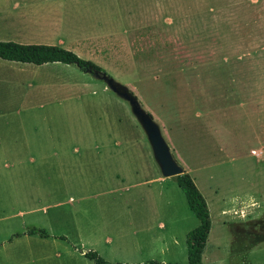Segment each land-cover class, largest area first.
<instances>
[{
    "label": "rangeland",
    "instance_id": "obj_1",
    "mask_svg": "<svg viewBox=\"0 0 264 264\" xmlns=\"http://www.w3.org/2000/svg\"><path fill=\"white\" fill-rule=\"evenodd\" d=\"M59 6L62 24L54 37L136 98L204 199L210 229L203 264H264V0H61ZM68 67L79 75L66 73L79 85L80 99L68 116L76 120L60 137L92 139L91 128L74 132L75 123L107 126L108 138L130 142L131 156L136 151L145 158L143 173L113 191L92 185L91 163L53 167L76 184L64 195L45 197L62 202L61 225L49 230L66 243H52L50 259L42 261L31 258L37 252L0 250V264H93L83 257L90 246L112 263L187 264L185 236L198 222L183 193L173 177L157 186L161 196L128 190L160 176L145 135L127 103L103 82ZM248 196L256 207L240 218L245 228H237L221 212L232 208V198ZM12 200L0 195V221L28 227L38 216L11 219V208H21ZM160 225L164 230L156 229ZM6 230L2 222L0 231Z\"/></svg>",
    "mask_w": 264,
    "mask_h": 264
},
{
    "label": "crops",
    "instance_id": "obj_2",
    "mask_svg": "<svg viewBox=\"0 0 264 264\" xmlns=\"http://www.w3.org/2000/svg\"><path fill=\"white\" fill-rule=\"evenodd\" d=\"M60 3L61 0H0V42L57 46L75 53L76 48L54 37L62 24ZM74 42L78 45L80 41ZM67 72L74 71L60 63L34 66L0 59V195L11 196L12 205L21 206L17 210L11 208V212H15L11 219L38 216L25 228L14 226L15 221H0L7 227L6 231H0V250L3 252H37L36 257L31 258L42 261L50 259V254L46 253L51 252L49 248L52 243L59 246L66 243V237L51 234L49 230L51 225H61V218L65 214V209L61 208L62 202H51L45 197L64 195L69 184L73 188L76 184L63 175L66 171H56L53 167L60 168L66 163L76 166L82 162L91 163L92 170H96L92 185L95 184L97 188L110 187L113 191L121 187L125 180L138 179L143 173L142 160L145 158L136 156V151L131 156L129 149L135 147L130 146V142L108 138L107 126L84 127L75 123L76 126H71L76 129L74 132L91 128L94 133L92 139L65 140L60 137L59 131H68V123L76 120L68 116L72 115V110L78 111L76 102L80 99L79 85L69 79ZM74 75L79 76L75 72ZM99 132H105L106 136ZM253 153L251 151L250 155L253 156ZM160 176L129 184L128 190L161 196L162 189L157 186H161L164 177ZM37 201L39 206L35 204ZM254 207L255 203L249 210ZM151 208L156 209V206L151 205ZM221 214L228 215L227 211ZM230 216L235 227L245 228L247 222L242 225L238 215ZM246 221L249 222V219ZM159 227L156 226V229L161 231L165 228L164 225ZM31 228L43 230L49 237L27 235L26 231ZM108 241L104 240L105 243ZM163 241L160 242L163 244ZM90 249L99 254L95 246H90ZM58 254L56 259H59ZM149 262L167 264L153 260L145 264Z\"/></svg>",
    "mask_w": 264,
    "mask_h": 264
},
{
    "label": "trees",
    "instance_id": "obj_3",
    "mask_svg": "<svg viewBox=\"0 0 264 264\" xmlns=\"http://www.w3.org/2000/svg\"><path fill=\"white\" fill-rule=\"evenodd\" d=\"M0 59L8 62L32 64L34 66L60 63L73 66L80 72L91 76L93 73L106 75L102 69L93 63L82 60L74 53L57 46L22 45L13 42H0ZM173 179L183 193L187 209L198 222V225L185 236L186 261L187 264H201V255L210 229L208 210L204 199L187 174L182 173L181 175L173 177ZM26 234L37 235L40 238L49 237L43 230L35 228L28 229ZM61 239L63 238L61 237ZM83 257L93 264H109L93 251H87ZM149 264L158 263L149 262Z\"/></svg>",
    "mask_w": 264,
    "mask_h": 264
},
{
    "label": "water",
    "instance_id": "obj_4",
    "mask_svg": "<svg viewBox=\"0 0 264 264\" xmlns=\"http://www.w3.org/2000/svg\"><path fill=\"white\" fill-rule=\"evenodd\" d=\"M92 77L103 82L112 94L127 103L131 115L145 135L160 175L164 178L181 175L182 168L170 155L168 147L160 135L158 126L152 121L151 117L141 109L136 98L123 85L116 83L106 75L93 73Z\"/></svg>",
    "mask_w": 264,
    "mask_h": 264
},
{
    "label": "clouds",
    "instance_id": "obj_5",
    "mask_svg": "<svg viewBox=\"0 0 264 264\" xmlns=\"http://www.w3.org/2000/svg\"><path fill=\"white\" fill-rule=\"evenodd\" d=\"M229 203L232 205V208L227 212V214L239 215V217L243 220L248 214V209L254 206V197L248 196L246 201H241L239 197H234L229 201ZM237 205H239V207H237Z\"/></svg>",
    "mask_w": 264,
    "mask_h": 264
}]
</instances>
